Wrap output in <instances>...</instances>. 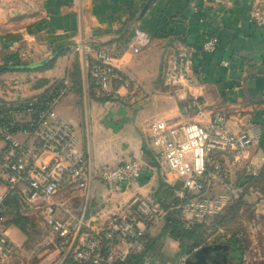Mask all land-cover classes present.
Wrapping results in <instances>:
<instances>
[{
  "label": "crops",
  "instance_id": "obj_1",
  "mask_svg": "<svg viewBox=\"0 0 264 264\" xmlns=\"http://www.w3.org/2000/svg\"><path fill=\"white\" fill-rule=\"evenodd\" d=\"M257 1L0 0V66L5 68L0 73V97L38 95L56 80L69 77L70 90L58 110L78 129L93 164L100 167L129 158L146 163L144 181L125 191L95 182L86 218H95L101 211L106 217L105 210L116 209L136 194L153 196L158 189L164 178L153 165L146 129L157 117L208 123L214 112L223 111L232 130L259 123L262 136L249 148L248 159L264 166V27L250 18ZM213 35L219 39L218 46L197 58L202 77L191 87L200 96L201 108L184 113L177 93L165 85L163 71L182 46L200 47ZM82 41L113 53L118 71L136 88L116 81L118 99L97 97L87 65L72 49ZM135 47L140 51L135 52ZM51 61V67L38 69ZM26 71L24 79L6 75ZM16 78L21 80L19 85L9 86ZM60 199L78 212L85 200L80 192L65 193ZM10 206L4 225L20 246L26 234L10 220L13 210L28 206L18 199ZM103 206L105 210L97 211ZM166 238L176 247L178 260L186 252L177 240ZM165 255L166 264H173L171 256Z\"/></svg>",
  "mask_w": 264,
  "mask_h": 264
},
{
  "label": "built area",
  "instance_id": "obj_2",
  "mask_svg": "<svg viewBox=\"0 0 264 264\" xmlns=\"http://www.w3.org/2000/svg\"><path fill=\"white\" fill-rule=\"evenodd\" d=\"M253 17L264 24V10L256 8ZM218 43L213 35L200 47L182 46L163 71L164 83L177 93L184 113L201 108L200 96L191 92L202 77L197 58L216 49ZM72 49L87 65L97 97L118 99L116 81L136 88L118 71L115 55L106 47L82 41ZM20 82L16 78L9 86L14 88ZM70 86L69 77H64L38 95L0 97V264L10 262L20 248L4 225L12 196L30 208L41 209L58 242L62 256L58 264H122L142 252L150 230L170 212H176L190 228L209 214L237 204L246 180L261 174V167L248 159L249 148L262 136L259 123L232 130L223 111L214 112L208 123L157 117L146 124L149 148L155 169L173 187V197L164 204L153 196L136 194L103 222H99L102 211L95 218H86L95 182L125 191L143 177L146 163L129 158L100 167L93 164L78 129L58 110ZM236 171L242 173V186L234 179ZM68 192H80L85 199L79 212L60 199ZM201 246L183 253L175 264H186L189 254Z\"/></svg>",
  "mask_w": 264,
  "mask_h": 264
},
{
  "label": "rangeland",
  "instance_id": "obj_3",
  "mask_svg": "<svg viewBox=\"0 0 264 264\" xmlns=\"http://www.w3.org/2000/svg\"><path fill=\"white\" fill-rule=\"evenodd\" d=\"M256 8L264 10V1L258 0L250 9L252 22L264 27V24H260L258 19L253 17ZM27 73V71L9 72L6 75H16L17 78L24 79ZM242 178V173L236 171L234 179L239 186L243 184ZM242 188L243 195L237 204L220 213L209 214L199 223L202 224L200 243L229 245L233 264H264V166L261 167V174L246 180ZM104 207L97 211L105 210ZM114 211L115 209L105 210L107 215H111ZM18 214L28 217L24 223L26 237L16 255L6 264H58L62 257L57 250L58 242L51 227L45 224L41 209L27 207L13 210L14 218ZM102 219L99 222H103ZM163 226L164 221L154 226L148 236H157L161 233ZM161 243L162 252L171 256L173 264L176 263V247L167 244L166 237L162 238ZM69 264L74 263L69 261Z\"/></svg>",
  "mask_w": 264,
  "mask_h": 264
},
{
  "label": "trees",
  "instance_id": "obj_4",
  "mask_svg": "<svg viewBox=\"0 0 264 264\" xmlns=\"http://www.w3.org/2000/svg\"><path fill=\"white\" fill-rule=\"evenodd\" d=\"M96 46L99 45L96 44ZM53 62L54 61L46 63L38 69L51 67ZM4 71L5 68L0 66V73ZM139 181L143 182L144 178H140ZM153 197L159 199L164 204H167L173 197V187L169 185L164 179H162L158 189L154 192ZM16 199H18L16 196H12L8 199L9 211L12 209V206H10L11 202H15ZM14 217L11 218L10 221L19 227L23 232H25L24 223L28 220V217L19 214L16 216V218ZM201 225L202 224L196 223L192 227L187 228L184 226L182 221L177 218L176 212H170L164 220V226L161 230V233L157 236H148L147 242L142 252L129 256L126 262L122 264H155L158 261L160 264H166L168 259L161 249L162 238L171 237L177 240L179 242L180 249L183 252H187L200 244L202 239Z\"/></svg>",
  "mask_w": 264,
  "mask_h": 264
},
{
  "label": "water",
  "instance_id": "obj_5",
  "mask_svg": "<svg viewBox=\"0 0 264 264\" xmlns=\"http://www.w3.org/2000/svg\"><path fill=\"white\" fill-rule=\"evenodd\" d=\"M18 67L26 66H13V68ZM229 252L227 244H204L189 254L186 264H228Z\"/></svg>",
  "mask_w": 264,
  "mask_h": 264
},
{
  "label": "flooded vegetation",
  "instance_id": "obj_6",
  "mask_svg": "<svg viewBox=\"0 0 264 264\" xmlns=\"http://www.w3.org/2000/svg\"><path fill=\"white\" fill-rule=\"evenodd\" d=\"M219 244L226 245V244H223V243H219ZM230 257H231V251L229 252V255H228V264H233ZM215 259H216V257H215Z\"/></svg>",
  "mask_w": 264,
  "mask_h": 264
}]
</instances>
